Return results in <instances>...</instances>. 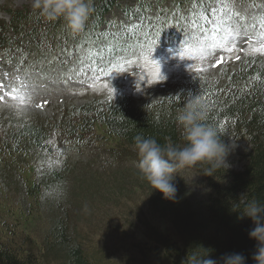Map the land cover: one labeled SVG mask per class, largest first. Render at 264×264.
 Instances as JSON below:
<instances>
[{"label":"rangeland","instance_id":"374dc122","mask_svg":"<svg viewBox=\"0 0 264 264\" xmlns=\"http://www.w3.org/2000/svg\"><path fill=\"white\" fill-rule=\"evenodd\" d=\"M138 1L120 0L122 5L130 6ZM184 1V5L167 11V19L160 14L174 1L165 2L160 12V3L152 2L155 8L149 9L143 3L141 10L147 19L140 30L127 34L136 38L131 44L129 39L123 41L113 35L121 30V21L126 24L117 9L109 17L111 35L107 34L106 40L79 37L75 41L76 36L70 37L65 51L67 44H62L60 50L33 55L27 69L0 59V142L4 125L11 121L47 123L56 117L54 122L59 124L65 112L69 115L74 108L80 109L94 99L117 97H126L134 108L149 112L154 104L180 94L196 76L219 81L228 71L236 72L250 64L249 58L259 61V67L264 69V52L254 51L264 46V0H203L200 4ZM9 5L31 7V0H0V18L9 20L1 13ZM205 17L214 23L206 24ZM192 21L209 32L219 26L223 34L231 27L234 35L228 38L226 47L234 50H224L222 35L215 33L197 43L192 37L200 35V28L193 31ZM131 23L139 24L135 19ZM171 27L178 36L159 40ZM201 47L203 50L198 51ZM95 135L98 140L80 151L54 140L48 145L59 149L49 146L46 154L36 159L22 156L13 166L0 164L1 221L11 226L16 219H22L20 230L30 233L36 243L45 244L50 200L42 198V206L34 204L29 220L19 214L21 205L29 209L26 186H32L34 181L37 185L42 178L48 180L46 186L56 196L66 200L65 204L71 203L68 212L73 234L80 247L91 248L90 254L99 249L112 264H170L162 251L151 253L156 244L149 234L174 235L185 216L203 214L210 192L205 179L197 175L191 182L196 172L186 170L183 178L176 177V200H166L138 174L132 164L136 159L133 149L120 146L103 126L96 128ZM231 142L235 148L228 157L231 166L225 174L242 171L244 155L251 150L245 140L225 138V143ZM17 184H22L21 188ZM17 236L26 238L23 234ZM7 237L0 225V241L6 243ZM44 264L61 263L52 258Z\"/></svg>","mask_w":264,"mask_h":264},{"label":"trees","instance_id":"16d2710c","mask_svg":"<svg viewBox=\"0 0 264 264\" xmlns=\"http://www.w3.org/2000/svg\"><path fill=\"white\" fill-rule=\"evenodd\" d=\"M169 1L174 3L161 12L160 16L164 19L169 17L168 12L173 11L174 6L178 8L185 1L139 0L130 6L122 5L120 0H91L89 19L83 30L76 34L70 33L62 20L48 21L31 7L14 8L9 5L2 10V13L9 16V21L0 19V57L18 61L28 55L32 57L31 54L40 56L59 50L62 44L68 45L69 38L75 36V41L79 37L102 39L103 35H111L107 28L109 17L117 9L122 12L126 24H122L121 30L113 35H118L123 41L129 39L128 43L131 44L136 38L127 34L132 30L136 33L147 19L141 10L143 3L148 9L155 8L152 2L157 5L160 3V12L162 5ZM192 1L198 4L204 2ZM172 17L175 20V12ZM134 19L139 24H132ZM175 30L171 27L164 34L171 31L175 34ZM249 62L251 65L242 66L236 72L228 71L219 81L196 76L180 94L170 96L169 101L165 99L154 104L149 112L140 107L134 108L126 97H117L105 101L94 99L80 109L74 108L69 115L65 112L59 124L54 122L56 117L52 118L53 123L11 121L4 125L0 164L13 166L22 156L36 159L42 153L46 154L49 146L59 149L53 144L48 145L54 140L62 141L74 151H80L98 140L95 135L98 126L105 127L108 136L130 150L136 135L155 138L161 144L169 140L178 142L176 112L190 98L189 93L197 94L207 104L206 123L218 130L224 142L227 137L245 140L251 150L244 155L245 164L240 172L225 174L221 171L215 176L200 175L210 189L203 214L185 216L186 219L178 225L179 231H175L174 235L160 232L149 234L151 241L156 244L151 253L162 251V256L168 258L170 264H182L190 250L201 247L209 250L212 259L240 253L246 257V264H254L251 257L257 242L248 235L254 224L247 217L238 219L240 213L234 210L241 194L264 202V69L259 67V61L250 59ZM47 181L40 178L38 187L35 181L32 186L27 185L29 209L23 205L19 207V214L29 220L33 217L34 204L42 206V198L44 201H54L49 202L51 208L47 215L51 216L45 230V244L36 243L30 233L20 230L22 219H16L11 226L0 219V225L8 235L6 243L0 241V264H44V261L52 258L61 264H112L99 249L90 254L91 248L80 247L70 223L68 211L72 205L65 204L63 197L56 196L57 193L46 186ZM21 186L17 184L18 189ZM11 214H14L12 210ZM17 234H23L30 242L17 239Z\"/></svg>","mask_w":264,"mask_h":264},{"label":"clouds","instance_id":"9594fccd","mask_svg":"<svg viewBox=\"0 0 264 264\" xmlns=\"http://www.w3.org/2000/svg\"><path fill=\"white\" fill-rule=\"evenodd\" d=\"M31 8L48 21L62 20L73 34L83 30L92 12L91 0H31ZM189 94L190 98L175 115L178 142L169 140L161 144L143 135L133 138L132 149L136 153L133 166L152 190L161 192L170 201L176 200L177 176L183 178L186 170H195L192 182L197 175L215 176L225 172L231 166L228 157L235 148L233 142L225 143L218 130L206 123L208 108L202 98ZM234 210L240 213L238 219L247 217L253 222L248 235L257 243L251 258L254 264H264V202L241 194ZM182 264H246V257L232 253L212 259L209 250L197 247L188 252Z\"/></svg>","mask_w":264,"mask_h":264},{"label":"snow or ice","instance_id":"6c2138e0","mask_svg":"<svg viewBox=\"0 0 264 264\" xmlns=\"http://www.w3.org/2000/svg\"><path fill=\"white\" fill-rule=\"evenodd\" d=\"M213 11H215V10L213 9ZM205 23L206 24H212L214 22L211 21V20H208L205 17ZM191 24H192V27H193V31H195L196 28H200V35L199 36H193L192 37V39L196 40L197 43H200L202 38H206L207 36L212 35L213 33H215L216 36H221L222 35V40L220 41V43H221L222 46H224V50H226V51H233L234 50V48H232V47H226L227 42H228V38L230 36H233L234 35V32L231 29V27H228L227 31L222 34L219 26L213 27L211 29V31L209 32V31H206L203 26H200L199 24H197L195 21H192ZM212 47L215 48L216 45L213 44ZM197 50L198 51H202L203 48L201 47V48H199ZM254 51L264 52V46H262L259 49H254Z\"/></svg>","mask_w":264,"mask_h":264}]
</instances>
